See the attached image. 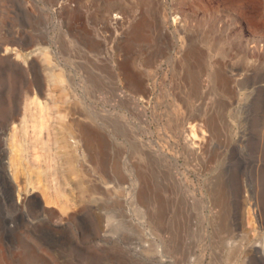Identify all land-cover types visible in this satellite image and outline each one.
Segmentation results:
<instances>
[{"label": "rangeland", "instance_id": "obj_1", "mask_svg": "<svg viewBox=\"0 0 264 264\" xmlns=\"http://www.w3.org/2000/svg\"><path fill=\"white\" fill-rule=\"evenodd\" d=\"M65 1L0 0V48L21 56L0 53V120L21 121L0 124L4 256L264 264V0ZM61 107L93 135L79 177L57 163ZM9 143L49 208L16 203Z\"/></svg>", "mask_w": 264, "mask_h": 264}, {"label": "bare ground", "instance_id": "obj_2", "mask_svg": "<svg viewBox=\"0 0 264 264\" xmlns=\"http://www.w3.org/2000/svg\"><path fill=\"white\" fill-rule=\"evenodd\" d=\"M65 2L68 4L70 2V0L69 1L66 0ZM117 17L118 16H116V19H117ZM112 23H113V25L115 27L119 26V23L117 21H113ZM137 27H139V26H137ZM134 32L136 34H138L140 31L138 32V28H134ZM136 37H138V35ZM15 46L11 42L4 43L1 46V48H0V53H1L2 57L6 58V59H15V60L19 59V57H21L20 56V49L18 50L17 48H15ZM32 56H33V52L24 53V60H26L27 58H30ZM54 75L55 74H53V76ZM131 79L134 80L135 78H130L129 80L132 81ZM54 81L57 82V79L54 80ZM35 100H37V99H35ZM15 112H17V110ZM1 115H2L1 116L2 119L0 120V124H2L10 132V136L11 137L14 136L15 133L18 132L19 129L21 128L20 127L21 126V121L18 119V113L14 114V115H8L6 112L2 111ZM57 116L60 119V122L58 123V127H57L58 129L56 131V136L57 137H56V141H55V144H56L57 149L59 151V153L56 156L57 163L66 165V171H65L66 176L74 175L75 177H79L80 173H79V171L77 170V168L73 164V156H72V154L80 152L82 154L85 153V154L89 155L90 145H91V142L93 140V135H92L89 127L86 124H84L83 121H81L78 116H76V113L73 112V110L71 108H67V107L59 108L58 111H57ZM262 119H263V123H264V109H263ZM3 131H5V130L3 129ZM241 132L242 131H240V133ZM12 143H13V141H12ZM6 147H7V149H6V151H7L6 153L7 154H5V155H8V156H7L6 160H4V157H3V160H4L5 166H6L5 167L6 168V173H7L6 176H8L12 180L11 183H13V189H14L13 191L15 193L14 196H15V199H16V203L21 208H23L24 206H29V205H34V204H37V205H40V206L42 205L44 208H49L50 204L52 203V202H50L51 201L50 198L45 196L44 193H43L42 199H44V200H42L36 194V193L39 192L38 187L31 185V180L33 178V175H32V172L30 171V169L28 167L29 165L27 166L25 161H24V156H23V153L21 152V151H23L24 148L22 150L16 148V150H15L14 148H12L10 143ZM75 180H76V178H75ZM77 184H80V181H77ZM74 187H75V185H74ZM79 187H80V185H79ZM71 189H72V187H71ZM247 203H249V201ZM40 206H39V208H40ZM65 209L68 210L66 212L68 215L72 214L73 211H74L73 207L65 208ZM39 211H41V210L39 209ZM251 211H252V213L254 212L253 210H251ZM249 212H247V214L249 216L248 218H250L252 216ZM49 213L51 214V217H53V218L56 215L55 212H53V211H50ZM258 213H260L259 210H258ZM252 219H253V217H252ZM258 219H259V217H258ZM44 221H46V220H44ZM44 228H46V227H44ZM35 229H37V228H35ZM228 244H229V242H228ZM261 245L264 246L263 244H261ZM229 246H232V245L230 244ZM262 246H260L258 244L255 245V247H258V249H260L259 251L263 252L262 250L264 248ZM30 252H32V251H30ZM27 253L28 252H26V254ZM6 256H8V255H6ZM12 256H14V255H12ZM20 256H22V255H20ZM24 256H27V255H24ZM28 257H29V255H28ZM7 258L8 257L4 256L2 248L0 247V264H13V262L11 260H9V258L8 259ZM29 258H31V260H36V261L39 262V259L37 257L35 259V256H32V254L30 255ZM10 259H12V258H10ZM40 264H48V262L47 263L40 262Z\"/></svg>", "mask_w": 264, "mask_h": 264}]
</instances>
